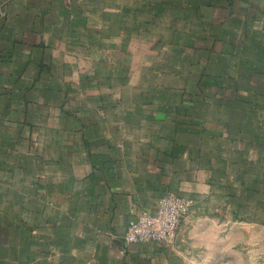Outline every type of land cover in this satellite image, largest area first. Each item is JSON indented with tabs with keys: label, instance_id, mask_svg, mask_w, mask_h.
<instances>
[{
	"label": "crops",
	"instance_id": "0c3cea01",
	"mask_svg": "<svg viewBox=\"0 0 264 264\" xmlns=\"http://www.w3.org/2000/svg\"><path fill=\"white\" fill-rule=\"evenodd\" d=\"M0 264H264V0H0Z\"/></svg>",
	"mask_w": 264,
	"mask_h": 264
},
{
	"label": "built area",
	"instance_id": "2783aa9c",
	"mask_svg": "<svg viewBox=\"0 0 264 264\" xmlns=\"http://www.w3.org/2000/svg\"><path fill=\"white\" fill-rule=\"evenodd\" d=\"M191 207L190 200L175 194L164 195L155 212L143 210L135 220L130 221L124 242L127 245L148 242L173 244Z\"/></svg>",
	"mask_w": 264,
	"mask_h": 264
}]
</instances>
